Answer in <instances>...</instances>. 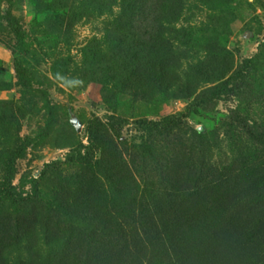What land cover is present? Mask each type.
<instances>
[{
	"label": "rangeland",
	"instance_id": "374dc122",
	"mask_svg": "<svg viewBox=\"0 0 264 264\" xmlns=\"http://www.w3.org/2000/svg\"><path fill=\"white\" fill-rule=\"evenodd\" d=\"M124 2L0 0V264H264V0Z\"/></svg>",
	"mask_w": 264,
	"mask_h": 264
},
{
	"label": "trees",
	"instance_id": "16d2710c",
	"mask_svg": "<svg viewBox=\"0 0 264 264\" xmlns=\"http://www.w3.org/2000/svg\"><path fill=\"white\" fill-rule=\"evenodd\" d=\"M147 2H148V0H125L124 5L123 4L121 5L122 9L119 13V15H121V16H119V15L117 16V17H119L118 21L122 22L125 20V18H127V20L140 21L142 19V20H149V22H155V11L152 8L155 5L149 4L148 6H146ZM129 12L131 13L130 15H128ZM140 15H143L146 19H143V17L140 18ZM10 18H11L10 23L12 24L15 31L20 32L22 30V28H21V24H19L17 16L10 14ZM24 71L25 70L22 71L19 69L18 72H19V74H22V73H24ZM91 125H92V122H91ZM20 149L17 148L16 151H18ZM21 154H23V153H21ZM11 170H14L13 166H12ZM3 185H4V183L0 182V190L4 189Z\"/></svg>",
	"mask_w": 264,
	"mask_h": 264
}]
</instances>
